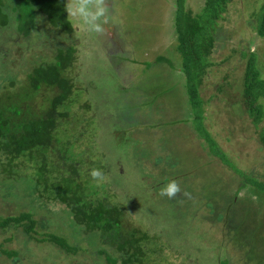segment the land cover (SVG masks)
I'll list each match as a JSON object with an SVG mask.
<instances>
[{"label": "rangeland", "instance_id": "1", "mask_svg": "<svg viewBox=\"0 0 264 264\" xmlns=\"http://www.w3.org/2000/svg\"><path fill=\"white\" fill-rule=\"evenodd\" d=\"M205 2L187 0V6L198 14ZM263 4L264 0L231 4L221 22L211 58L215 66L202 95L207 102L206 126L233 168L211 154L189 120L193 109L177 51L176 0H108L116 14L104 36L85 31L71 18L77 30L72 76L82 90L73 94L72 100L77 101L71 105L72 113L82 114L87 103L102 112V116H91L84 110L86 117L91 116L86 140L96 139L110 163L111 172L101 183L107 186L112 202L124 207L136 226L164 242L161 257L154 254L155 264H264V192L246 180L264 182L260 139L264 118L256 127L241 104L249 59L242 54L256 55L264 78V38L254 30L255 14ZM12 27L0 34V40L7 39L9 44L11 60H0L7 78L18 74L16 64L46 56L43 39L27 42L31 46L26 49V39L18 37ZM118 53L126 58L119 67L114 63L119 61ZM159 57L171 60L174 67L156 63ZM221 85H226L222 93L218 91ZM65 129L62 136H73L71 127ZM170 165H174L172 170H168ZM23 172L27 175L28 168H22ZM170 181L181 188L172 199L160 195ZM32 189L31 179L11 185L0 177V218L37 212L35 238L53 234L72 244L79 242L81 250L66 256L52 243L39 244L28 240L23 229L10 228L0 231V252L19 255L17 262L0 255V264H101L93 248L74 236L65 206L50 202L47 209L39 210Z\"/></svg>", "mask_w": 264, "mask_h": 264}, {"label": "trees", "instance_id": "2", "mask_svg": "<svg viewBox=\"0 0 264 264\" xmlns=\"http://www.w3.org/2000/svg\"><path fill=\"white\" fill-rule=\"evenodd\" d=\"M234 1L206 0L203 10L196 14L188 8L187 0H176L175 10L177 51L183 59L181 72L186 77L193 109V118L189 120H193L195 132L208 144L211 154L231 168V161L206 126L207 102L202 95L209 72L215 66L211 58L221 22L226 19ZM66 5L67 0H0V34L13 26L17 36L26 39V44L33 43L37 37L43 39L42 47L46 48V56L38 55L25 65L13 66L19 71L12 78H7L0 67V177L11 185L31 179L39 210L47 209L50 202L64 205L63 212L72 218L74 236L93 248L94 256L101 264H155L154 254L161 257L164 242L136 226L126 209L112 202L107 186L97 183L90 175L93 169L101 170L104 175L111 169L101 152L102 145L94 138L86 140L90 117L102 116V112L87 103L81 109L82 114L72 113L71 105L76 106L77 101V98L72 100L73 94L81 88L72 76L77 58L73 42L77 30ZM255 18L254 30L264 38V4ZM6 41L0 40L3 42L0 47L4 48H0V60L3 61L11 60ZM30 46L27 44L26 49ZM122 53L116 56L118 62L113 60L117 67L126 60ZM242 55L249 59L242 78L241 104L258 127L264 118V78L256 55ZM156 61L174 67L166 57ZM225 87L221 85L218 91L222 93ZM85 109L88 114L92 113L89 118ZM74 117L79 118L75 120ZM62 123L66 125L62 126ZM65 126L74 130L73 136H62L67 130ZM109 132L113 134L116 130ZM260 139L264 143V130ZM80 141L82 143L78 145ZM166 160L169 163L168 157ZM24 167L28 168L27 175L20 173ZM170 167L168 170L174 165ZM246 180L264 192V182ZM207 208L214 215L212 205L208 204ZM37 214L24 212L0 218V231L23 229L28 240L52 243L59 248L60 254L79 253V242L72 244L53 234L43 239L35 238ZM0 255L17 262L19 252L2 251Z\"/></svg>", "mask_w": 264, "mask_h": 264}, {"label": "clouds", "instance_id": "3", "mask_svg": "<svg viewBox=\"0 0 264 264\" xmlns=\"http://www.w3.org/2000/svg\"><path fill=\"white\" fill-rule=\"evenodd\" d=\"M115 9V6H114ZM66 10L69 17L80 23L87 32L104 36L106 26L114 24L108 0H68ZM97 183L102 182L105 177L101 170L93 169L90 173ZM181 192V188L175 181L168 182L161 190L160 195L172 199Z\"/></svg>", "mask_w": 264, "mask_h": 264}]
</instances>
